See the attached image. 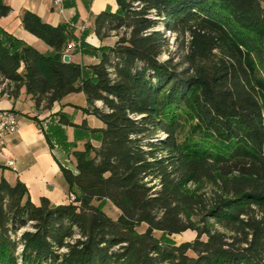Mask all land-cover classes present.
Here are the masks:
<instances>
[{
	"label": "trees",
	"instance_id": "1",
	"mask_svg": "<svg viewBox=\"0 0 264 264\" xmlns=\"http://www.w3.org/2000/svg\"><path fill=\"white\" fill-rule=\"evenodd\" d=\"M116 1L94 30L117 40L92 47L89 65L63 60L69 23L23 12L51 52L0 28L1 93L24 87L48 110L83 92L104 123L58 113L88 132L83 149L67 145L76 171L62 167L74 201L36 204L25 182L0 177V264H264V0ZM11 11L0 0V18ZM187 230L195 240L171 238Z\"/></svg>",
	"mask_w": 264,
	"mask_h": 264
},
{
	"label": "crops",
	"instance_id": "2",
	"mask_svg": "<svg viewBox=\"0 0 264 264\" xmlns=\"http://www.w3.org/2000/svg\"><path fill=\"white\" fill-rule=\"evenodd\" d=\"M4 1L12 7V11L0 18V28L41 51L51 52L52 48L24 28L23 12L30 10L54 26L69 23L70 42L79 43L83 36L89 51L82 52L79 47H74L66 49V53L70 54L71 61L82 65L98 62L99 58L89 52L92 46L98 47L104 43V40L101 41L97 37L94 30L96 15L104 10L115 12L119 7L116 0H64L63 10L54 0ZM72 24H87V28L81 31ZM86 106V96L80 92L56 102L52 109L38 110L24 87L18 97L1 93L0 89V111H14L20 126L17 132L8 137L5 156H0V177H5L12 184L18 180L25 182L31 199L36 204H40L42 197L49 198L54 204L72 202V196L76 194L70 191L62 170L65 166L76 171L75 164L72 162V153L67 145L69 143L77 146L84 144L88 138V132L61 124L57 118L58 113H64L77 124L87 121L89 127H103L104 123L100 119L83 111V107ZM80 111L83 114L82 119H77ZM92 142L95 145L99 144V141ZM9 157L15 160V166H9L6 163Z\"/></svg>",
	"mask_w": 264,
	"mask_h": 264
},
{
	"label": "rangeland",
	"instance_id": "3",
	"mask_svg": "<svg viewBox=\"0 0 264 264\" xmlns=\"http://www.w3.org/2000/svg\"><path fill=\"white\" fill-rule=\"evenodd\" d=\"M167 36L171 39L170 41V47H169V51L172 53V57H174L176 62H179L182 60V50H181V39H176V35L173 33L168 32ZM117 40V36L115 35V33H113V35L107 39L104 40V43H101L102 45L100 46H92L94 49L96 48H102L104 46H109V45H113L115 43V41ZM102 41V40H101ZM70 43V42H69ZM76 47H79L80 50H82L81 48V42L77 43ZM68 48V47H67ZM74 48V47H73ZM169 58V53L165 52L162 56L161 59L165 60ZM85 98V97H84ZM97 105L101 106L102 103L98 102ZM77 119H82V112L80 111V114L78 112L77 114ZM162 135V133H161ZM76 138V135H75ZM92 141H97L94 138H91ZM78 149H83L84 148V144H80L79 146H77ZM69 158L71 159V157L69 156ZM73 162V161H72ZM94 204H99V201H94ZM103 209L105 210V212L112 218L117 219L119 214H120V210L110 201H107L105 203V205L103 206ZM201 217V216H200ZM218 230L225 232L227 234H229L223 227L216 225L215 226ZM145 228H140V231H143ZM155 234L157 236H161V232L156 231ZM197 237V231L195 230H187L183 233L180 234H173L171 236V238L177 243L180 244L182 242H186V241H193L195 240V238ZM205 238V237H204Z\"/></svg>",
	"mask_w": 264,
	"mask_h": 264
},
{
	"label": "built area",
	"instance_id": "4",
	"mask_svg": "<svg viewBox=\"0 0 264 264\" xmlns=\"http://www.w3.org/2000/svg\"><path fill=\"white\" fill-rule=\"evenodd\" d=\"M55 3L61 7L63 10L64 0H54ZM74 27H78L79 30L84 31L87 28V24L76 25L72 24ZM77 42L72 41L69 43L67 50L76 47ZM19 121L17 114L12 110H2L0 111V156H5V147L8 137L19 130ZM6 163L9 166H15V160L11 157L6 159ZM76 196H72V201H74Z\"/></svg>",
	"mask_w": 264,
	"mask_h": 264
},
{
	"label": "water",
	"instance_id": "5",
	"mask_svg": "<svg viewBox=\"0 0 264 264\" xmlns=\"http://www.w3.org/2000/svg\"><path fill=\"white\" fill-rule=\"evenodd\" d=\"M64 62H70L71 61V56L70 54L66 53L63 57Z\"/></svg>",
	"mask_w": 264,
	"mask_h": 264
}]
</instances>
